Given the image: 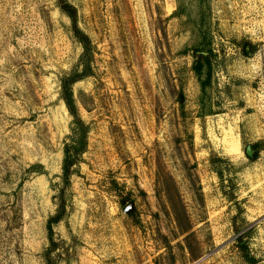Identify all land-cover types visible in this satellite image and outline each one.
<instances>
[{
	"label": "rangeland",
	"instance_id": "374dc122",
	"mask_svg": "<svg viewBox=\"0 0 264 264\" xmlns=\"http://www.w3.org/2000/svg\"><path fill=\"white\" fill-rule=\"evenodd\" d=\"M66 2L90 68L58 0H0V264H46L73 75L88 139L56 264H264V0Z\"/></svg>",
	"mask_w": 264,
	"mask_h": 264
},
{
	"label": "trees",
	"instance_id": "16d2710c",
	"mask_svg": "<svg viewBox=\"0 0 264 264\" xmlns=\"http://www.w3.org/2000/svg\"><path fill=\"white\" fill-rule=\"evenodd\" d=\"M60 8L63 12L67 13L73 23V31L75 37L82 44L84 53L81 57V64L85 69L90 68V60L93 57L92 45L89 37L84 34L77 25V13L74 7H71L67 4L66 0H58ZM193 71L198 77L201 87L204 90L211 80V71H212V52L211 51H196L193 55ZM86 76V75H84ZM83 75L81 76H68L64 77L61 80L62 93L61 98L65 102V105L73 117L72 123V135L70 137V142L65 143L64 146V161H63V179H62V189L59 194V207L58 212L55 216L51 217L48 223V235L50 246L45 252L44 259L46 264H56V261L53 259L52 254L58 250L59 244L54 239V229L53 227L59 224L66 215V203H65V193L66 190L71 185V178L76 173V167L80 165L82 155L87 150V139H88V128L85 125L79 114V107L77 100L74 97V92L72 86L77 83ZM255 145L253 148H255ZM251 159L255 160L256 156ZM244 234L239 236V242L242 243L244 240ZM243 247L242 245H240Z\"/></svg>",
	"mask_w": 264,
	"mask_h": 264
},
{
	"label": "water",
	"instance_id": "95a60500",
	"mask_svg": "<svg viewBox=\"0 0 264 264\" xmlns=\"http://www.w3.org/2000/svg\"><path fill=\"white\" fill-rule=\"evenodd\" d=\"M246 154L250 158L253 157V150H252V147L251 146H248L246 148ZM133 209H134V205L133 204H130L129 206L126 207L125 212L126 213H131Z\"/></svg>",
	"mask_w": 264,
	"mask_h": 264
}]
</instances>
